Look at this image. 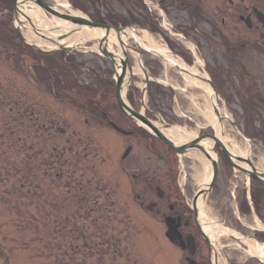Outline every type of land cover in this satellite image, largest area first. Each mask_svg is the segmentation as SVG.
Here are the masks:
<instances>
[{
    "label": "rangeland",
    "instance_id": "rangeland-1",
    "mask_svg": "<svg viewBox=\"0 0 264 264\" xmlns=\"http://www.w3.org/2000/svg\"><path fill=\"white\" fill-rule=\"evenodd\" d=\"M44 1L47 4H55L54 0ZM66 1L70 7L74 8L80 5L84 7L81 9H85L87 12V16H85L87 18H89L88 16H92L94 9L97 7L94 6V3H89L91 0ZM114 1L103 0L105 9L116 13L119 16V20L124 22L128 19L125 15L126 13H124V7H129L134 11L135 18L142 27L148 30L146 33L158 45L163 46L171 43L174 46V51L180 54L184 51L190 54L188 51V43L197 47V59L208 64L210 69L215 68V83L219 85L218 91L221 104H223L224 100L221 98L222 95L229 98V109H225L221 105V110L224 114L223 117L230 119L236 126L244 129L246 137L250 140L251 138L255 139L253 137L258 138L259 136H264V115L258 118L254 113L247 114L238 108V103L242 101L238 94L241 91L240 89H236V92L234 88H230L228 80H230L231 86L235 85L239 87L237 77L240 75L238 74L240 70L236 69V65L231 66L226 60L229 57L228 49H232V52L237 50L238 52L235 51L231 54H237L236 59L240 67L255 82V79L257 80L259 77H263L264 79V56L248 49L241 50L238 48V45L245 43L247 41L246 39L250 36L244 30V25L236 17L229 18L226 15L227 6L223 0L202 3L203 10L205 11L202 15L206 17L208 22L211 21L212 25L215 26L220 33L218 36L210 31L209 26L205 23H198L197 30L188 28L189 21L184 12L174 17H165V22L168 25L166 28L169 31L167 32L162 30L161 27H164V25L162 24V19L156 16L159 15L157 12L155 15L153 14L154 17L149 18V16H145L142 10L137 12L134 3L128 0H124L125 6H117V3L115 4ZM245 1L247 2L246 4L254 6L264 14V0ZM146 2L149 3L150 1L146 0ZM2 3L5 4L6 0H0V5ZM0 11V17H2L0 18V41L2 43L6 41L8 36H11L8 31L12 29V25L10 22L11 13L6 10V12H3L2 8H0ZM221 20L224 21L223 25L220 24ZM93 21L95 20L93 19ZM105 23L109 25L111 20H106ZM156 25L159 26L160 33L150 31ZM21 30L24 37L27 36L29 31L33 32L28 25L27 28H22ZM174 30L178 32L187 30L188 34L183 37L188 43L174 36ZM138 36L137 40L139 45L144 49H149L147 42L143 43L140 40L141 34ZM205 37H207L208 42L204 41ZM7 42L5 43L11 46L19 44L18 42L9 43L10 41L8 40ZM125 43L129 50H138L136 49L137 45L135 41L131 37ZM66 54H69L72 60L78 62L81 66V70L76 73L72 72L73 68H69L70 71H68V76H74L78 81L84 78V81L79 82L93 86L92 75L94 73L100 77L110 76L112 67L100 54L98 41L91 40L82 42L80 45H77V48H72V51ZM142 55L140 62L143 69H145L153 80L151 85L158 84L165 88L163 89L164 91H160L159 96L155 95L157 97V103L155 101L153 102V100H151L152 104L147 103V92L145 94L146 108L150 107L149 110L156 113V119L153 120L156 126H162L158 121L159 116L157 114L160 110L159 114L163 117V121L167 125L178 127L188 132L190 131L196 135L200 132V134L205 132L206 121L203 114L207 113V104L209 102L199 86L200 82L196 81L197 84L195 85L194 83H187L185 81L186 78L183 76L184 74L179 72L178 69L165 65L162 61H159L149 54L143 53ZM117 56L121 57L119 55ZM126 61L131 68L137 67L136 65H138L136 64L137 58L133 54H130V52ZM190 64L192 65L191 60L189 61ZM20 65L21 68L18 72L17 68L8 60V51L6 48L0 46V264H58L59 257L61 256L59 252L64 250V243L60 235L67 234L68 229H64L62 226V219L65 217L62 211L65 191L62 189V185L53 179V176H49V142L55 148L60 149L66 140H71L69 142H72L79 137L82 139L85 134L90 135L84 127L83 121L87 119L89 123H92V120L86 114L80 113L81 110L76 108V106L64 107L56 102L53 103L49 99V81L53 84L52 79H54V75H57L56 72H50L52 73L51 80L45 76L46 80L40 82L37 87H34L25 80L28 75V70L31 67L30 63L22 60ZM198 65L195 63L193 67L196 66L200 73L205 76L203 69H199L200 66ZM63 70L62 65H58L56 68V71L62 72ZM229 71H231L230 74L228 73ZM131 76L130 86L125 88L124 91V99L126 100L129 94L132 95L128 99L130 98L133 101L134 108L138 112L145 115L147 111L146 109L143 111L140 102L142 101V91L145 88L144 77L141 71ZM246 80L248 78L244 77L242 83H245ZM255 85L257 84L255 83ZM168 86H171L174 92L172 100L169 96L167 97ZM54 89L56 88L54 87ZM256 90L260 93L261 86L259 89L256 88ZM151 91H153V88H151ZM83 96L86 99L90 98V95L82 93L81 96H75L74 100L78 101ZM174 102L175 104H173ZM30 108L33 113L31 115L28 114ZM248 120H252L251 123L255 124H250ZM117 124L119 127L125 128L127 122L123 118H118ZM223 125L225 126L227 138L234 140L238 145L242 144L240 147L244 150H249L248 143L240 139L239 134L234 128L225 122ZM59 130H63L64 135H60ZM76 133L78 137H75ZM93 134L91 133L95 144L97 145L98 143L100 145L99 148L97 147L94 150L97 156L93 158L89 152V144L84 145L87 150L84 152L81 151V155L83 156V165L81 164V166L85 168L86 175H94L95 179L104 178L106 180L108 176H111V167H115L118 169L117 172H120L118 162L120 161V156L125 152V143L115 135L105 134L103 132H97L96 135ZM129 142L134 147L135 141L129 140ZM136 146L129 160L135 163V170L141 167L145 168L146 166L148 168L151 166H159L158 162H156L157 160H154L152 155L149 156L152 157V161L150 164L147 163L146 157L148 155L140 147L138 148ZM253 149L255 150V154L251 155L250 158L252 159L255 156V165L257 168L264 170V147L260 149L257 146L253 147ZM188 158L186 163L192 178L193 173L190 170H193V166H198V159L194 156H188ZM93 164H95V168L92 166ZM87 166L93 167L91 172H88L86 169ZM75 172L76 176H78L80 173L84 174V169ZM189 182L191 183V187L194 188L196 185L195 182L191 181L190 178ZM226 200L228 199L226 198ZM205 206L206 212H209V218L211 219H206V222L212 220L219 222V220L226 218L234 229L246 235L251 233L245 227L238 228L239 223L237 222V218H240L239 220L246 227L254 226L252 224L253 218H244L241 215L237 217L238 214L236 211L230 209V203L225 206L227 209L222 212L220 211V206ZM108 214L109 212L103 214V220L101 222L102 236L111 235L115 231H119V227H111L110 225L112 224H108ZM135 222H137L136 219L134 220ZM261 224L264 226V222ZM132 228L133 224L131 223L128 229L129 231L127 230V235H131L129 237L130 241L126 243L129 246L128 249L150 253L162 251L171 253V256L174 257L178 256V253L164 239L163 229L160 225L150 222L149 228L130 232ZM52 239L56 241H52ZM219 239L220 241L218 242ZM219 239L213 240L220 245L223 243L228 244L230 249L228 254L231 255L232 261L234 260L236 264H264L250 257L247 254L248 249L245 245L237 243L228 237ZM210 262V264H214L213 256L210 258ZM221 264H226V262L223 261Z\"/></svg>",
    "mask_w": 264,
    "mask_h": 264
},
{
    "label": "flooded vegetation",
    "instance_id": "flooded-vegetation-1",
    "mask_svg": "<svg viewBox=\"0 0 264 264\" xmlns=\"http://www.w3.org/2000/svg\"><path fill=\"white\" fill-rule=\"evenodd\" d=\"M128 1L134 3L137 12L142 10L145 16L147 15L149 18L154 17L153 14L155 15L157 12L160 16H156L162 19V24L164 25V27L162 26L161 28L167 32L169 31L166 28L168 25L165 22V17H174L184 12L189 21L188 28L195 30L198 23H205L215 35L218 36V34H220L215 26L212 25L211 21L208 22L206 17L202 15L205 13L202 3H211L213 0H148L150 1L149 3L146 2V0ZM114 2L115 4L117 3V6L124 5V0H115ZM223 2H225L227 6L226 15L229 18L236 17L239 22L244 25V30L250 36L246 39L247 41L245 43L238 45V48L241 50L248 49L264 56V20L262 21L258 17V9L250 4H246L247 2L245 0H223ZM89 3H94V6H97L92 16H88L96 22L104 18L106 20H111L109 25L116 28H120V25L123 24V28L144 32L148 31L143 28L135 18L134 11L127 6L124 7V13H126L125 15L128 19L123 22L119 20V16L116 13L105 9L103 0H91ZM81 8L84 7L81 5L77 6V9L87 16L85 9ZM220 24L223 25L224 21L221 20ZM150 31L160 33V28L156 25L153 26ZM187 32V30L182 32L174 30L173 35L183 39V42H186L183 36L188 34ZM204 41L208 42L207 37L204 38ZM188 45L192 48L188 49L190 54H188L187 51H184L182 54L176 53L171 43L163 46L167 47L172 56L180 58L184 63L191 60L192 67L195 63L200 64L201 66L199 69H203L206 78L195 75L193 76L194 79H196V81H204L206 84L209 82L217 94V104L219 108L222 109V105L225 109H229V98L225 95L221 96V98L224 99L223 104H221L218 91L219 85L215 83V68L210 69L208 64L197 59L198 48L189 43ZM15 49L16 51L9 52L10 55L8 56V60L17 68V71L21 68L20 64L22 60L30 63L31 67L25 78L29 84L37 87L40 82L46 80L45 76L47 77L48 71L50 80L52 79V73L50 72H56L57 75H54V79H52L53 84L49 81V99L53 103L56 102L64 107L76 106V108L81 110L80 113L86 114L88 118L92 120V123H89L87 119L83 121V125L90 135L85 134L82 139L79 137L72 142H69L71 140H66L60 149L55 148L49 142V176H53V179L58 184L60 183L62 189L65 191V198L63 199L64 205L62 207L65 217L62 219V226L64 229H68L67 234L60 235L64 243V250L59 252L61 256L59 257L58 264H210V258L213 256L212 251L215 249V258L220 257L222 262L225 261L226 264H236L234 260L232 261L231 255L228 254L230 249L227 243L221 244L222 247L219 246V248H217L216 245H211V251L210 246L201 236L197 227L195 215L190 209V204L198 190V186L195 185L193 188L189 182V178L191 181L193 180L186 163V160L188 161L189 159L187 154L177 157L163 142L151 138L143 130L120 114L116 104L115 90L111 82V76L100 77L92 72V81L94 85L89 86L86 84L87 89L79 91L75 84L76 77L68 76V71H70L69 65L74 66L72 71L74 73L80 71L81 66L78 62L73 61L69 54L46 55L43 60H41L43 62L39 64L37 61L38 54L30 52V57L19 56L18 54L20 51L18 49H21V46ZM235 51L232 52V49H228L227 52L229 53V57L226 60L231 66L236 65V69L240 70L238 74L242 76L238 75L237 77L239 80V87L235 85L231 86L230 80H228V84L230 88H234L235 90L240 89L241 91L238 94L242 101L238 103V108L244 113H254L258 118H261V116L264 115V79L263 77H259L253 82V78L246 74L237 62V54H231ZM58 65H62L64 69L62 72L56 71ZM230 72L231 71L228 73L230 74ZM147 77L150 79L148 73ZM244 77H247L248 80L242 83ZM82 80H84V78H82ZM255 83L257 85H255ZM260 86L261 92L258 93L256 88L259 89ZM54 87L56 89H54ZM151 88H153V91H151ZM163 89H165L163 86H148L147 103L152 104L151 100L157 103V97L155 95L159 96L160 91ZM82 93L90 95V98L86 99V97L83 96L82 99L78 101L74 100L75 96H81ZM167 93L174 94L172 87L168 86ZM211 95H213V93H211ZM206 98L210 103V97L206 96ZM173 104H175V102ZM149 108H147V110ZM31 113L32 110L30 108L28 114L31 115ZM149 113L151 116L148 115L146 118L151 121L152 124H156L155 121H153L156 119V113L150 110ZM159 113L160 110L157 114L163 121L164 119ZM118 118L125 119L127 122L125 128L118 126ZM251 121L248 120L250 124H255L251 123ZM109 123H113L117 128L121 129L123 133H119L116 129L111 127ZM164 124H166V122ZM221 127L224 129L223 137L225 136L227 138L223 123H221ZM236 127L239 129V132L241 131L243 136L246 137L244 129L238 126ZM205 129V132L202 134H200L201 132L197 134V139L203 138L202 141H211L210 149L215 155V158H212V160H214L216 164L215 181L205 199V205H209L210 207L220 206V211L222 212L227 209L225 206L230 203V209L236 211L238 214L237 217L247 210V215L244 218H252V215H254L255 218L259 219V224H261L264 222V187L257 181L247 178L246 175L240 171V169L249 170L247 165L238 162V159L245 160L246 158L233 153L235 150L234 147L229 144V141H221L217 137L212 126L206 124ZM58 132L60 135H64L63 130H59ZM97 132L115 135L117 138H121L125 143V152L120 156V163L118 162L120 172H117L118 169L115 167H109L112 173H110L111 176H108L106 180L104 178L95 179L94 175H86L85 168L81 166L83 158L81 151L84 152L87 150L84 145L89 144V152L92 154L93 158L97 156L94 150L97 147L99 148L100 145L98 143L97 145L95 144L93 136L91 135V133L96 135ZM208 136H216L219 139L227 152L235 158L233 159V163L236 164V167L233 168L229 160L220 152L218 146L209 139ZM75 137H78L77 133ZM253 138L255 139L251 138L249 150L247 149L250 155L255 154L253 147L258 146L260 149L264 147V136ZM129 140H134L135 145H137L136 147H140L143 152L148 155L146 157L147 163L150 164L152 161V157H149L152 155L154 160H157L156 162H158L159 166H151L150 168H148V166L145 168L139 167L140 169L135 170V163L129 161L133 155L132 152L134 151L135 145L134 147L131 146ZM230 141L246 154L247 150L240 147L242 144L238 145L234 140ZM243 141L245 142L246 140L244 139ZM75 147L78 149L76 150ZM128 150V155L124 157V154L128 152ZM249 161L259 175L261 174L264 176V170L257 168L255 165V156L252 159L250 158ZM92 166L94 168L96 167L95 164ZM111 166H113V164H111ZM93 167L87 166L86 169L88 172H91ZM83 169L84 174L80 173L76 176L75 171ZM190 171L193 173L192 169ZM260 180L264 182L263 178H260ZM226 198L228 200H226ZM107 212H109L107 215V219L109 220L108 224L111 223V227H119V231L114 230L115 232L113 234L102 236L101 222L103 220V214ZM135 219L137 222L134 223ZM225 219L226 218L219 220L217 224L224 227L230 235L234 234L248 241L264 240V232L256 227L255 222H253V227H246L243 226L239 220L240 218H237V222L239 223L238 228L245 227L251 231L250 234L246 235L234 229L233 226L228 223V220ZM150 222L156 223L162 227L163 237L168 245L178 253L177 257L171 256V253L162 251L150 253L128 249L129 246H127L126 243L130 241L129 237L131 235H127V230L131 223L133 224V228L130 232L149 228ZM167 223H169L171 227L176 228V232L181 236L183 241L184 250L174 247L166 239ZM136 227L137 229H135ZM52 241L56 240L52 239ZM219 241L220 239L218 242ZM214 264H218L217 261Z\"/></svg>",
    "mask_w": 264,
    "mask_h": 264
},
{
    "label": "water",
    "instance_id": "water-1",
    "mask_svg": "<svg viewBox=\"0 0 264 264\" xmlns=\"http://www.w3.org/2000/svg\"><path fill=\"white\" fill-rule=\"evenodd\" d=\"M13 1V20L15 22V27L17 30V33L23 43L33 47L34 49L38 48L31 43H28L22 36H21V29L26 28L27 25L31 28V30L42 40H47L55 45H57L56 49L50 50L51 52H68L71 49H68L63 46H59L58 42L61 41V39H64L68 37V35L78 32L81 30V28H87L88 30H93L95 34L98 36L97 40L100 42L101 46V52L103 57L108 59L113 66V82L115 84V89H116V102L117 106L120 110V112L128 118L134 125H136L138 128L146 131L149 135H151L153 138L163 142L169 149L172 150V152L176 156H181L189 151H197L200 152L210 163L211 166V179L208 184L202 185L201 187L198 188L197 192L195 193L192 204H191V210L193 211L197 223V227L201 233V236L203 240L210 246V249L212 251V246L210 239L206 234L203 232V227H206L205 225H208V222H203L200 217L199 210L197 208V201L201 198L202 200L205 201L209 190L212 188L215 177H216V164L214 160L208 155V153L199 145V143L203 140L201 139H193L192 141L188 142L185 145L178 146L171 142L163 133L162 129H159L155 127L151 122H149L144 116L141 114H138L134 112L129 106L124 101V91L125 88L130 83L131 80V75H132V70L130 66L127 63V50L128 47L125 43L128 39V35L126 30L124 29H115L111 26H102L98 24H94L88 19H85L83 17H72L70 15L64 14L59 10V7L57 6H52L48 5L45 3L43 0H12ZM31 4H34L38 9H40L44 16L47 17V19L52 21V17L61 20L65 23H67L70 26V31L65 34L64 36L56 37L53 35H49L45 37L46 35L42 32L39 31L36 27V23L27 15V12L29 10H33ZM258 17L263 21L264 17L257 12ZM131 31V30H130ZM133 35V34H132ZM123 38L125 40L123 41ZM116 42V43H115ZM137 43V42H136ZM147 53H152L148 50H145ZM114 53H117L119 56L115 55ZM153 55L161 58L159 54L152 53ZM146 83H148L147 77H145ZM207 84L212 88L213 91V97L215 98V101H218L217 94L212 87V85L207 82ZM144 95V91H143ZM214 114L215 117L217 118L218 122L221 124L223 119H221L218 108L214 106ZM228 122L232 127H234L233 123L230 120H224ZM116 130L121 132L118 128H116L114 125H112ZM164 129H167L168 126H163ZM235 128V127H234ZM236 129V128H235ZM219 148L220 152L229 160L231 165L236 167V164L233 163V159H235L231 154L227 152V150L223 147L222 143L219 141L217 137H209ZM205 139V138H204ZM129 153L126 152L124 154V157H126ZM238 159V162L244 163L245 165L248 166L249 170H242L240 169L241 172H243L247 178H251L255 181H257L259 184H261L264 187V182L260 180V178L264 179L263 175H259V173L253 168L249 161V156L246 157L245 160H240ZM238 167V166H237ZM166 238L169 240L171 244L174 246L180 248L181 250H184L185 248L183 247V241L181 239V236L176 232V228L171 227L169 223H167V232H166ZM233 240L236 241H243V239L240 238H234L230 237ZM256 245H260V243L256 242ZM261 246V245H260ZM224 255V254H223ZM225 256V255H224ZM226 257V256H225ZM255 259L259 261H264V255H257L254 257Z\"/></svg>",
    "mask_w": 264,
    "mask_h": 264
},
{
    "label": "bare ground",
    "instance_id": "bare-ground-1",
    "mask_svg": "<svg viewBox=\"0 0 264 264\" xmlns=\"http://www.w3.org/2000/svg\"><path fill=\"white\" fill-rule=\"evenodd\" d=\"M54 3L57 7H59V9L65 10V12L67 14H70V16L72 17H85L83 14L76 12L74 10H72L68 4V2L66 0H54ZM33 10H31L30 12H27V15L36 23V27L39 31H42L47 37L49 35H55V36H64L65 34H67L70 31V26L61 21L58 20L54 17H52V21L47 19L46 16H44L43 12L38 9V7H36L34 4H31ZM61 11V10H60ZM131 35V34H129ZM27 40L35 43L37 45L38 48H46L48 50L51 49H56L57 45L47 41V40H42L40 37H38L34 32L29 31L27 36L25 37ZM98 36L95 34V32L93 30H88L87 28H81V30H79L78 32H74L70 35H68V37L61 39V41L58 42L59 46H63L66 47L68 49H72V48H77V45H80V43L82 42H87V41H91V40H95L97 39ZM125 40V38H123V41ZM141 41H143V43L148 44V47L150 50H153V52H157L160 53L163 58L165 60H169L170 64H175L176 66H178V68L180 70H183L185 72H188L184 75V77L186 78V82L187 83H196V79H194L193 76H200V77H204L206 78L203 74L200 73V71L197 69V65L195 67H187L184 62L178 58V57H174L172 56L167 47L165 46H161L158 45L150 35H148L147 33L143 32L141 33ZM116 43V42H115ZM190 49H192L189 46ZM115 55H118L117 53H114ZM198 66H201L200 64ZM139 66L136 67V69L133 71V73H139ZM201 89L204 91L205 95L207 97H209L211 95V89L204 84L203 82H200ZM205 96V97H206ZM207 113L203 114L206 124L209 126H212L214 128L215 133L217 134V137L223 141V142H230L229 144L234 147L235 154L238 155H243L241 149L239 147H237L233 142H231L229 139H227L225 136L223 137L224 134V129L217 123L216 118L213 115L212 112V107L211 104L208 103L207 104ZM165 135L168 139H170L174 144L178 145V146H182L187 144L188 142L192 141L193 139L197 138V135L195 133L192 132H188L186 130H182L178 127H173L170 128L168 131L165 132ZM207 153L211 158H215V155L211 152V141L209 140H205L202 141L199 144ZM187 156H194L196 159H198V166H195L193 168V175H192V180L195 182V184L199 187H201L202 185H206L209 183L210 179H211V166L209 161L200 153L197 151H189L188 153H186ZM204 200H199L197 201V208L200 211V217L201 220L204 219H210V215L209 212H206V207L204 205ZM211 220V219H210ZM213 221V220H212ZM210 223H208V225H205L206 227H203V232L204 234H206L208 237H210V242L211 245L213 243L212 239H219L220 237H224V236H228L230 235L223 227L219 226V225H214L211 223V221H208ZM217 224V223H216ZM259 227V226H258ZM234 235V234H233ZM238 237V236H236ZM246 245L248 247V252L247 254L249 256H257V255H264V247L260 246V245H256L253 241H248L246 242ZM215 253L213 250V262L218 264H221L222 260L221 258H215ZM223 263V262H222Z\"/></svg>",
    "mask_w": 264,
    "mask_h": 264
},
{
    "label": "trees",
    "instance_id": "trees-1",
    "mask_svg": "<svg viewBox=\"0 0 264 264\" xmlns=\"http://www.w3.org/2000/svg\"><path fill=\"white\" fill-rule=\"evenodd\" d=\"M11 5H12L11 0H6V3L5 4L2 3L0 5L1 6L0 8L7 7V8H9L11 10ZM97 22L98 23H101V20L99 19V20H97ZM23 50H21L18 55L19 56H28V57H30L29 54H30V52H32L31 49L25 47ZM43 58H44V56L39 53L38 54V59H37V61H38L39 64L41 62H43V61H41V60H43Z\"/></svg>",
    "mask_w": 264,
    "mask_h": 264
}]
</instances>
